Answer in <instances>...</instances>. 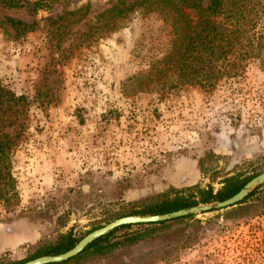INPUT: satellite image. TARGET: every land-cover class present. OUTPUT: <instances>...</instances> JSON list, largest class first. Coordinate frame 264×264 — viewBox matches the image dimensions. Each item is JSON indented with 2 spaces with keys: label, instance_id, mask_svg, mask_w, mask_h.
Listing matches in <instances>:
<instances>
[{
  "label": "rangeland",
  "instance_id": "rangeland-1",
  "mask_svg": "<svg viewBox=\"0 0 264 264\" xmlns=\"http://www.w3.org/2000/svg\"><path fill=\"white\" fill-rule=\"evenodd\" d=\"M114 1L0 5V86L26 98L21 126L4 130L17 135L18 201L0 205V264L26 262L61 234L83 237L159 194L208 185L215 192L223 175L264 172V53L262 64L250 62L210 91L125 92V79L157 53L166 31L136 12L123 28L84 40ZM86 4L87 16L56 42L47 18ZM5 17L35 27L16 37ZM150 228L129 242L116 233L109 249L77 264H264V185L239 205Z\"/></svg>",
  "mask_w": 264,
  "mask_h": 264
},
{
  "label": "trees",
  "instance_id": "trees-1",
  "mask_svg": "<svg viewBox=\"0 0 264 264\" xmlns=\"http://www.w3.org/2000/svg\"><path fill=\"white\" fill-rule=\"evenodd\" d=\"M53 1L0 0V5L11 9L24 7L33 11L47 7ZM88 9L89 5L86 4L65 11L54 19L47 18L48 26L54 30V40L57 42L62 39L68 25L80 23L87 16ZM136 12L158 20L166 31V39L157 44L159 46L155 55L140 59V68L122 84L125 92H167L183 86L210 91L221 81L239 78L250 62L263 63L264 0H207L205 4L202 0H115L94 17L91 26L83 34L84 40L94 41L123 28ZM2 22L16 37L35 27L34 23L9 17H5ZM25 108L24 96H15L0 86V205L5 210L16 205L18 195L11 171L17 135L11 137L4 130L21 126L17 121ZM198 162L200 164L201 160ZM254 176L256 174L246 177L223 175L217 182L220 186L215 192L208 185L205 189L188 188L187 195L176 190L172 197L159 194L156 200L123 216L164 214L198 203L221 201L235 194ZM257 189L236 205L246 202ZM166 222L120 226L94 240L76 256L54 264H77L78 259L84 258L88 251L101 253L109 249L114 245L110 239L116 233H121L122 242H129L152 231L150 227ZM132 227L137 228V231L131 232ZM80 238L72 237L71 232L61 234L51 244L37 250L29 260L43 255L61 254Z\"/></svg>",
  "mask_w": 264,
  "mask_h": 264
},
{
  "label": "water",
  "instance_id": "water-1",
  "mask_svg": "<svg viewBox=\"0 0 264 264\" xmlns=\"http://www.w3.org/2000/svg\"><path fill=\"white\" fill-rule=\"evenodd\" d=\"M264 183V172L257 174L248 180L235 194L221 200L198 203L197 205L176 211L154 215H129L117 218L107 224L96 228L81 237L69 250L57 255H43L20 264H54L64 262L82 252L94 240L107 235L113 229L125 225L153 224L166 222L186 216L198 215L215 210H222L235 206L241 202L252 190Z\"/></svg>",
  "mask_w": 264,
  "mask_h": 264
}]
</instances>
